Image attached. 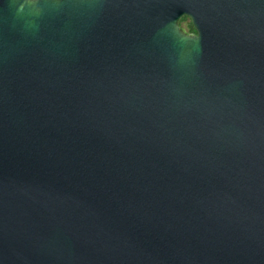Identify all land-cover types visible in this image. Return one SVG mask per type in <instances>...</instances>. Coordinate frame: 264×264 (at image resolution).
I'll list each match as a JSON object with an SVG mask.
<instances>
[{
	"label": "water",
	"instance_id": "obj_1",
	"mask_svg": "<svg viewBox=\"0 0 264 264\" xmlns=\"http://www.w3.org/2000/svg\"><path fill=\"white\" fill-rule=\"evenodd\" d=\"M0 264H264V0H0Z\"/></svg>",
	"mask_w": 264,
	"mask_h": 264
},
{
	"label": "rangeland",
	"instance_id": "obj_2",
	"mask_svg": "<svg viewBox=\"0 0 264 264\" xmlns=\"http://www.w3.org/2000/svg\"><path fill=\"white\" fill-rule=\"evenodd\" d=\"M190 19L188 17H182L180 20H179V26L180 28L185 32V33H190L191 30H190ZM190 35V34H189Z\"/></svg>",
	"mask_w": 264,
	"mask_h": 264
},
{
	"label": "snow or ice",
	"instance_id": "obj_3",
	"mask_svg": "<svg viewBox=\"0 0 264 264\" xmlns=\"http://www.w3.org/2000/svg\"><path fill=\"white\" fill-rule=\"evenodd\" d=\"M52 2L55 4H62V3L71 2V0H52Z\"/></svg>",
	"mask_w": 264,
	"mask_h": 264
},
{
	"label": "flooded vegetation",
	"instance_id": "obj_4",
	"mask_svg": "<svg viewBox=\"0 0 264 264\" xmlns=\"http://www.w3.org/2000/svg\"><path fill=\"white\" fill-rule=\"evenodd\" d=\"M184 17H187V16H184ZM190 24H191V20H190ZM192 26V25H191ZM193 27V26H192ZM188 34V33H187ZM190 35H193V34H195V31H194V28H193V30L189 33ZM188 34V35H189Z\"/></svg>",
	"mask_w": 264,
	"mask_h": 264
},
{
	"label": "trees",
	"instance_id": "obj_5",
	"mask_svg": "<svg viewBox=\"0 0 264 264\" xmlns=\"http://www.w3.org/2000/svg\"><path fill=\"white\" fill-rule=\"evenodd\" d=\"M190 30L192 31L193 30V27L190 25Z\"/></svg>",
	"mask_w": 264,
	"mask_h": 264
}]
</instances>
